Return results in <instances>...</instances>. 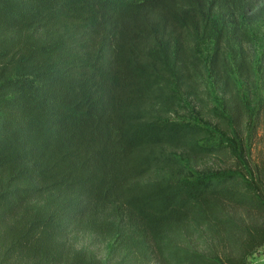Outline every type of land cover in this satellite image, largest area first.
I'll list each match as a JSON object with an SVG mask.
<instances>
[{
	"label": "trees",
	"instance_id": "obj_1",
	"mask_svg": "<svg viewBox=\"0 0 264 264\" xmlns=\"http://www.w3.org/2000/svg\"><path fill=\"white\" fill-rule=\"evenodd\" d=\"M263 125L264 0H0V264H248Z\"/></svg>",
	"mask_w": 264,
	"mask_h": 264
},
{
	"label": "rangeland",
	"instance_id": "obj_2",
	"mask_svg": "<svg viewBox=\"0 0 264 264\" xmlns=\"http://www.w3.org/2000/svg\"><path fill=\"white\" fill-rule=\"evenodd\" d=\"M250 51V50H249ZM252 164L257 168H264V125L260 128L258 132V136L255 142L254 149L252 151ZM231 163L228 162L225 158L218 157H206L203 158L199 167L201 169H217L223 168L225 166H230ZM234 215L243 222H250L256 220H262L258 214H255L253 211H249L243 208L233 209ZM69 245L73 248H87V250H91L98 257H103L106 254L105 243L102 241V238L96 234L87 235L83 232L74 233L71 235L69 240ZM198 246L203 251H207L208 249L201 243H198ZM264 247V246H262ZM259 248V249H262ZM250 259V258H249ZM154 264H161L158 259L153 260Z\"/></svg>",
	"mask_w": 264,
	"mask_h": 264
},
{
	"label": "built area",
	"instance_id": "obj_3",
	"mask_svg": "<svg viewBox=\"0 0 264 264\" xmlns=\"http://www.w3.org/2000/svg\"><path fill=\"white\" fill-rule=\"evenodd\" d=\"M264 264V248L257 249L248 259V264Z\"/></svg>",
	"mask_w": 264,
	"mask_h": 264
},
{
	"label": "crops",
	"instance_id": "obj_4",
	"mask_svg": "<svg viewBox=\"0 0 264 264\" xmlns=\"http://www.w3.org/2000/svg\"><path fill=\"white\" fill-rule=\"evenodd\" d=\"M262 248H264V247H262ZM252 264V263H251Z\"/></svg>",
	"mask_w": 264,
	"mask_h": 264
}]
</instances>
